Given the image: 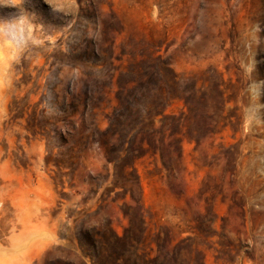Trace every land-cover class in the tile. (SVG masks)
<instances>
[{"label":"rangeland","instance_id":"rangeland-1","mask_svg":"<svg viewBox=\"0 0 264 264\" xmlns=\"http://www.w3.org/2000/svg\"><path fill=\"white\" fill-rule=\"evenodd\" d=\"M158 57L203 104L107 162ZM0 264H264V0H0Z\"/></svg>","mask_w":264,"mask_h":264},{"label":"trees","instance_id":"trees-1","mask_svg":"<svg viewBox=\"0 0 264 264\" xmlns=\"http://www.w3.org/2000/svg\"><path fill=\"white\" fill-rule=\"evenodd\" d=\"M128 83L133 85L128 87ZM196 92L198 91L193 86L180 83L169 64L160 57L150 62L141 60L129 64L123 72V80L118 82V105L108 116L106 129L99 132L105 160L116 161L113 158L116 150L119 151V156L131 150L130 145H125L131 143L137 135L140 136L141 143L146 141L149 147L157 151V147L150 144L149 136L155 137L158 133L160 127L156 126L157 122L161 124L165 120V124L170 127L171 118L165 113L167 106L172 100L179 98L192 113L196 103L203 104V97L198 100ZM215 107V110L219 109V102L216 101ZM208 130V127H204L200 131L203 133ZM108 139H114L118 143L117 148L110 145ZM124 242L116 237L112 245L115 248L123 247Z\"/></svg>","mask_w":264,"mask_h":264}]
</instances>
